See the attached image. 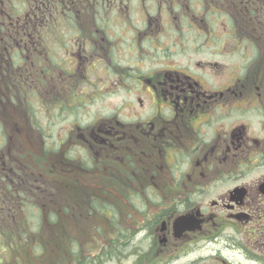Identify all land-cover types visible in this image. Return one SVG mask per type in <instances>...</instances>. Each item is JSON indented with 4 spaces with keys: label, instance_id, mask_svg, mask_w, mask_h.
Wrapping results in <instances>:
<instances>
[{
    "label": "flooded vegetation",
    "instance_id": "flooded-vegetation-1",
    "mask_svg": "<svg viewBox=\"0 0 264 264\" xmlns=\"http://www.w3.org/2000/svg\"><path fill=\"white\" fill-rule=\"evenodd\" d=\"M0 76V211L66 196L69 264H264V0H0Z\"/></svg>",
    "mask_w": 264,
    "mask_h": 264
},
{
    "label": "rangeland",
    "instance_id": "rangeland-1",
    "mask_svg": "<svg viewBox=\"0 0 264 264\" xmlns=\"http://www.w3.org/2000/svg\"><path fill=\"white\" fill-rule=\"evenodd\" d=\"M7 77L1 78L0 77V87H5L6 83L3 81ZM9 80V79H8ZM99 81V78H98ZM10 85V84H9ZM12 86V85H10ZM14 91V89H13ZM96 96H98L96 98ZM103 93L99 94H92L90 95V106L88 107L87 111L89 114H92L94 111H96L100 105L104 104L108 99H104ZM12 98V96H10ZM27 100L29 101L32 96L30 93L26 96ZM109 98V97H108ZM11 101V99H10ZM15 102L19 100H14ZM81 101L76 97V95H69L67 94V100L66 102H79ZM4 103H8V99L6 98ZM1 107V105H0ZM2 115V112L0 110V116ZM63 125L59 124V121L55 122L54 127L52 131L53 133H61L63 129H67L68 127V120H65ZM8 130H9V126ZM4 127L0 125V132ZM11 133H9L10 135ZM46 139V137H45ZM36 140V139H35ZM11 144L14 146L12 150L21 149L22 150L18 153V157L21 155H24V153L27 150L26 160L29 163V167L31 168V171L34 174L37 173H46L48 171L46 165L44 163H47L48 156L44 155L39 160L37 159L40 155L37 156L34 155L35 153L29 150L28 142L22 141L20 138H15ZM5 146V141L3 140V137L0 134V149H2ZM34 153V154H32ZM39 162V163H38ZM69 170V169H66ZM83 169L79 168L78 170H75L74 173L81 174ZM84 171H87L84 169ZM46 183H44L43 180L40 181V184L42 185V189H45L48 187V189H51V181L48 176ZM53 189V188H52ZM64 193H66L64 190H62ZM27 195V199L33 203V207L29 208L28 204H23V207L21 210L18 209L13 204L10 203L11 210H7V213L10 215L12 214H19L22 216L25 214L23 221L17 220L18 217L15 218V221H12L11 218L6 219V212L5 210L0 211V264H68L70 262V258L68 257V254L65 250V242L66 237L58 244V246L61 247L60 250L57 251V247L55 246V241H51V236L47 232L46 227L42 223V229L39 228V224L35 218L38 214H50L52 210L60 212L62 208H65L66 202H63V206H60L58 204L61 203L60 199L66 198V196L56 193L54 196L50 195V192H44L41 196L40 191L37 190L36 193L29 194L28 192L24 191L23 194ZM55 197L58 199L57 204H54L49 201V198L51 201L55 199ZM19 198V197H17ZM13 199V198H12ZM62 204V203H61ZM6 219V220H5ZM5 222V223H4ZM63 226H67V222H62ZM61 236V234H59ZM52 245V249H44L45 250V256L44 253L40 251V247H46ZM252 254V253H251ZM33 255V259H32ZM64 255V257L62 256ZM253 255V254H252ZM30 259L34 260L35 262H31Z\"/></svg>",
    "mask_w": 264,
    "mask_h": 264
},
{
    "label": "trees",
    "instance_id": "trees-1",
    "mask_svg": "<svg viewBox=\"0 0 264 264\" xmlns=\"http://www.w3.org/2000/svg\"><path fill=\"white\" fill-rule=\"evenodd\" d=\"M32 36V35H31ZM64 257V255H62ZM32 258H33V255H32ZM31 262H35L34 260H30ZM37 264H39L38 262H36Z\"/></svg>",
    "mask_w": 264,
    "mask_h": 264
}]
</instances>
